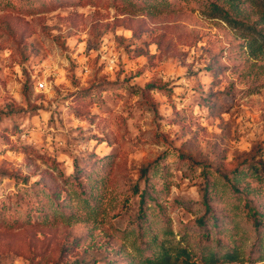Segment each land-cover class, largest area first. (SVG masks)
I'll list each match as a JSON object with an SVG mask.
<instances>
[{"label": "rangeland", "instance_id": "1", "mask_svg": "<svg viewBox=\"0 0 264 264\" xmlns=\"http://www.w3.org/2000/svg\"><path fill=\"white\" fill-rule=\"evenodd\" d=\"M166 1L0 0V264H264L262 10Z\"/></svg>", "mask_w": 264, "mask_h": 264}, {"label": "trees", "instance_id": "2", "mask_svg": "<svg viewBox=\"0 0 264 264\" xmlns=\"http://www.w3.org/2000/svg\"><path fill=\"white\" fill-rule=\"evenodd\" d=\"M158 1V4H157ZM251 1L253 6L257 10H262L261 19L264 22V0H217L215 3L209 5V10L211 11L212 16L219 17L222 20L228 21V22H235V24H239L241 26H245V23L243 20H240V18H247V12L245 9L246 4ZM143 4H146V7L150 8L155 4V8H158V6H161L163 8L169 6V3L166 0H142ZM250 3V4H251ZM262 40L259 43V41H256L254 45L250 46V49L253 52V56L255 58H259V56H262L264 53V33L260 34ZM55 165V168L57 166V162L53 163ZM78 175L69 177L71 179L77 178ZM148 194L147 191H144L141 195V205L145 203L146 201V195ZM208 190L205 194V199H209L208 197ZM205 204L207 208H209L208 201H205ZM255 214H258L256 211H254ZM256 224H259L260 220H258V217H255ZM200 224H204V220H199ZM185 254V253H183ZM189 256V255H188ZM171 255L165 254L162 258L158 260L161 264H172L169 263ZM239 262V259L235 253H230L226 255L225 258H223L222 263H232V262Z\"/></svg>", "mask_w": 264, "mask_h": 264}, {"label": "built area", "instance_id": "3", "mask_svg": "<svg viewBox=\"0 0 264 264\" xmlns=\"http://www.w3.org/2000/svg\"><path fill=\"white\" fill-rule=\"evenodd\" d=\"M38 85H39V88H40V89L45 88V84H44L43 82H40Z\"/></svg>", "mask_w": 264, "mask_h": 264}]
</instances>
